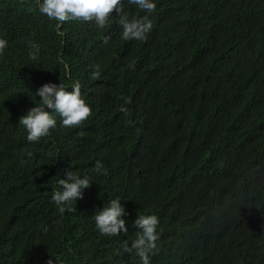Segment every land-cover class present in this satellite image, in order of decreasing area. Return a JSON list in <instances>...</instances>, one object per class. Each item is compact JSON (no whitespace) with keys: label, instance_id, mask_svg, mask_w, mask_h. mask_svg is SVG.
Instances as JSON below:
<instances>
[{"label":"trees","instance_id":"16d2710c","mask_svg":"<svg viewBox=\"0 0 264 264\" xmlns=\"http://www.w3.org/2000/svg\"><path fill=\"white\" fill-rule=\"evenodd\" d=\"M11 2L0 0V264H141L123 251L138 215L160 218L151 264H264V0H153L143 41L124 40L115 13L103 29L58 27L37 0ZM76 81L92 115L64 128L52 113L50 135L29 142L19 119L41 106L35 92ZM67 171L90 187L61 211L52 195ZM116 198L128 232L105 236L93 217Z\"/></svg>","mask_w":264,"mask_h":264},{"label":"clouds","instance_id":"9594fccd","mask_svg":"<svg viewBox=\"0 0 264 264\" xmlns=\"http://www.w3.org/2000/svg\"><path fill=\"white\" fill-rule=\"evenodd\" d=\"M13 5L11 0H8ZM39 11L46 15L50 20L58 21V27L66 22L81 21L94 22L99 28L107 26L110 16L115 13L119 19L118 24L122 28V38L124 40H140L147 38V34L153 27V22L149 18L150 14L156 9L153 0H127V3L137 6L147 15L136 17L125 12L123 0H37ZM8 13L7 8L1 6ZM63 35V33H60ZM108 37L104 43H108ZM8 41L0 38V55L7 47ZM38 50V45H32ZM31 59L37 58V52H30ZM91 74L92 79L100 76V66L94 65ZM35 96L40 98L41 106L32 107L26 115L19 119V124L27 132L29 142H37L43 137L50 135V130L56 127V118L52 113H58L61 118V126L73 128L82 126L92 115L91 107L86 103L81 94V85L78 81L74 82L71 91L63 83L59 85L46 83L36 92ZM51 110V111H49ZM120 111L128 115V110L121 107ZM131 123V122H129ZM103 165L97 161L94 171L100 172ZM65 179H59L58 184L61 190L52 195V201L60 207L61 211L68 210L69 206L77 199L83 198V189L90 187V176H81L77 171H67ZM119 198L112 199L94 215L96 228L102 235L118 236L121 233L127 234L128 228L126 221L122 218L126 215ZM138 229L136 238L129 247L128 242H123V251L135 254L140 258L141 264H151V257L158 251V241L160 240V218L156 215H138L134 222ZM58 261V260H57ZM48 264H52L51 260ZM59 264V261H58Z\"/></svg>","mask_w":264,"mask_h":264}]
</instances>
